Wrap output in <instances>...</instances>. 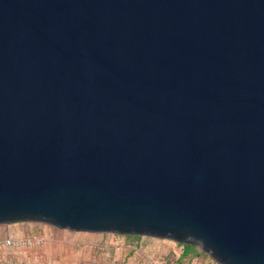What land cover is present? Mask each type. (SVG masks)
<instances>
[{"label": "water", "instance_id": "water-1", "mask_svg": "<svg viewBox=\"0 0 264 264\" xmlns=\"http://www.w3.org/2000/svg\"><path fill=\"white\" fill-rule=\"evenodd\" d=\"M264 264V0H0V225Z\"/></svg>", "mask_w": 264, "mask_h": 264}, {"label": "rangeland", "instance_id": "rangeland-1", "mask_svg": "<svg viewBox=\"0 0 264 264\" xmlns=\"http://www.w3.org/2000/svg\"><path fill=\"white\" fill-rule=\"evenodd\" d=\"M12 233L18 236H47L44 258L62 264H181L184 245L169 239L130 236L114 233H89L59 229L43 223L21 222L0 225V238ZM183 264H218L197 248Z\"/></svg>", "mask_w": 264, "mask_h": 264}, {"label": "built area", "instance_id": "built-area-1", "mask_svg": "<svg viewBox=\"0 0 264 264\" xmlns=\"http://www.w3.org/2000/svg\"><path fill=\"white\" fill-rule=\"evenodd\" d=\"M50 240L36 234L18 236L9 233L0 238V264H62L39 255V250L45 249Z\"/></svg>", "mask_w": 264, "mask_h": 264}, {"label": "trees", "instance_id": "trees-1", "mask_svg": "<svg viewBox=\"0 0 264 264\" xmlns=\"http://www.w3.org/2000/svg\"><path fill=\"white\" fill-rule=\"evenodd\" d=\"M130 236H133V235H130ZM181 244H183L185 248L184 252L180 256L181 259L179 261H181V264H183L182 260L186 259V257L190 256L192 253L199 254V251L197 250L198 248L197 246L192 245V244H185V243H181Z\"/></svg>", "mask_w": 264, "mask_h": 264}]
</instances>
